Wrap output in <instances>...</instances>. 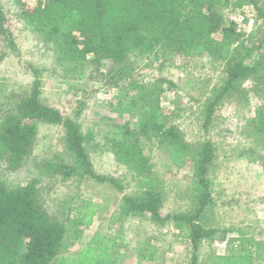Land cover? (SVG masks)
Segmentation results:
<instances>
[{"label": "trees", "instance_id": "1", "mask_svg": "<svg viewBox=\"0 0 264 264\" xmlns=\"http://www.w3.org/2000/svg\"><path fill=\"white\" fill-rule=\"evenodd\" d=\"M247 5L253 6L257 19L264 22V3L259 5L257 0H37L31 7L21 4L20 18L50 46L55 60L64 64L70 75L107 86L126 84V89L135 90L131 101L138 116L135 124L119 122L108 139L110 152L134 179V191L122 194L119 200L112 216L119 228L113 235L96 231L78 250L60 253L70 233L77 237L81 228L91 225L97 204L79 200L61 207L65 217L54 215L45 206L50 191L45 182L92 180L118 193L125 185L121 179L94 170L87 149L92 132L83 131L74 118L40 101L39 71L33 69L28 94L0 104V161L7 170L20 169L33 152L38 123L61 126L63 148L36 162V175L26 183L8 188L0 180V264H121L116 253L125 242L122 226L136 215H147L158 225L169 224L178 236L186 238L190 264H199L203 242L214 241L223 242L224 251L209 255L207 264H264V239L240 231L227 236L234 230L204 223L212 203L209 173L215 147L208 140L190 143L176 125L167 123L160 97L173 83L158 78L146 86L133 79L136 58L206 56L222 62L224 81L203 104L202 127L207 130L221 100L228 96L245 99L244 82H253L259 91L264 89V28L259 38L248 44L237 23L226 17V9L233 12ZM4 20L0 4V30L13 50L14 41L3 26ZM249 127L264 149V105L254 110ZM144 141L156 143L177 167L186 160L192 163V210L160 214L163 197L143 152ZM259 159L264 166V154Z\"/></svg>", "mask_w": 264, "mask_h": 264}, {"label": "rangeland", "instance_id": "2", "mask_svg": "<svg viewBox=\"0 0 264 264\" xmlns=\"http://www.w3.org/2000/svg\"><path fill=\"white\" fill-rule=\"evenodd\" d=\"M36 1L0 0L5 18L3 26L15 45L12 50L0 30V104L28 94L34 78L32 70L37 69L40 101L57 108L63 116L74 118L83 131H91L92 142L87 149L94 170L121 179L125 185L123 192L118 193L92 180L45 182L50 190L46 192L45 206L54 215H62V208L77 204L79 200L97 204L91 225L81 228L77 237L70 233L65 238L60 251L64 254L78 250L96 231L113 235L119 228L112 216L118 210L122 194L134 191V179L110 152L108 139L119 122L130 120L135 124L138 116L132 110L131 101L136 94L134 89H126V84L107 86L94 79L86 81L70 75L65 65L55 60L50 46L19 16L21 4L31 7ZM257 2L261 5L264 0ZM226 10V17L237 23L248 38V44L259 38L264 22L257 19L253 6L233 12ZM166 57L158 60L136 58L133 79L146 86L158 78L171 81L174 86L160 97L167 123L176 125L188 142L208 140L215 147L216 158L209 173L212 203L205 212L204 223L233 229L227 236H236L240 231L264 239V166L259 159L264 149L249 127L254 110L264 105V89L259 91L253 82H244L245 99L228 96L221 100L204 130L203 104L224 81L223 63L210 61L206 56ZM80 105V114L76 116ZM62 148L61 126L38 123L33 152L16 171L7 170L4 161H0V180L8 188L26 183L36 175V162L60 153ZM142 148L162 193L160 214L192 210L195 205L192 163L186 160L177 167L153 142L144 141ZM122 232L125 242L116 253L121 264H190L188 240L178 236V231L169 224L158 225L147 215H136L126 219ZM224 246L219 241L203 242L199 264H207L209 255L223 253Z\"/></svg>", "mask_w": 264, "mask_h": 264}]
</instances>
